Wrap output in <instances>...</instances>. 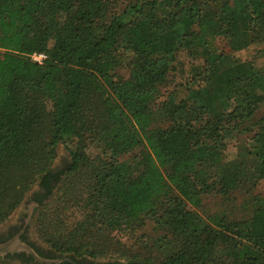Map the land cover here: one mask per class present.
Listing matches in <instances>:
<instances>
[{
  "label": "trees",
  "instance_id": "trees-1",
  "mask_svg": "<svg viewBox=\"0 0 264 264\" xmlns=\"http://www.w3.org/2000/svg\"><path fill=\"white\" fill-rule=\"evenodd\" d=\"M240 33L264 41V0H0V221L36 181L52 177L56 186L88 167L83 220L71 234L68 188L59 187L62 207L48 208V197L38 209L57 253L96 258L104 250L93 246L95 230L144 217L167 231L168 253L127 264H264L253 217L199 211L204 194L249 193L264 180V115L254 117L264 74L232 55ZM180 51L193 60L184 95L175 89L155 107ZM35 52L46 58L35 61ZM43 99L52 100V118L37 140ZM60 142L73 143L71 160L54 171ZM92 146L102 151L93 166ZM250 204L263 209L264 194Z\"/></svg>",
  "mask_w": 264,
  "mask_h": 264
},
{
  "label": "rangeland",
  "instance_id": "rangeland-1",
  "mask_svg": "<svg viewBox=\"0 0 264 264\" xmlns=\"http://www.w3.org/2000/svg\"><path fill=\"white\" fill-rule=\"evenodd\" d=\"M232 55L245 62L248 67H255L257 70L264 74V41L257 42L251 41L250 35L247 33H240L237 40L234 42V50ZM177 61L172 62L171 69L168 72L166 81L160 86L161 95L158 98L155 107H158L161 101L173 90L176 89L178 97L184 95V91L181 89L187 79L189 78L190 65L193 62L190 56L185 51H180L177 56ZM118 74L129 75L127 68H119ZM178 88V90H177ZM41 116L44 117L43 121L39 123L35 132L37 140L45 138L48 130V125L52 118V100L46 99L39 102ZM43 112L45 113L43 115ZM264 115V105H262L255 113V118ZM73 143L65 144L60 142L55 150V156L51 163V168L54 171H62L64 167L68 165L71 160L70 148ZM139 150H135L132 154L121 156V158H129L134 153H138ZM236 139L230 141L228 146L229 159L236 155ZM86 154L88 156V165L97 164L102 157V151L95 146L86 147ZM88 170V171H87ZM92 173L88 167L82 169L75 175H62V182L57 183L53 189L52 196H49L48 208H54L55 206L62 207L61 197L63 196V189L59 187L68 188L70 193V203L67 208H63L64 221L67 224L68 233L71 234L73 230L78 227V221L82 219L83 211H81L80 205L83 202V198L88 190L89 184H91ZM38 181H36L30 189L26 192L23 200L19 205L7 216L3 221H0V232L4 231L8 226L16 224L21 216V211L24 210L23 204L31 193L36 188ZM71 189L74 193L71 194ZM264 194V180L261 179L256 187L252 188L248 193L245 189H240L231 192L228 196H222L218 193H207L203 196V207L199 209L202 214L225 212L231 217L241 219L244 217H253V230L256 233H264V208L253 213V209L250 204V199L256 195ZM62 195V196H61ZM61 196V197H60ZM47 202V201H46ZM40 208V207H39ZM38 208V209H39ZM36 210L29 224V236L38 244L43 250L49 252H56L50 243L46 241L48 235L44 229L39 228L36 222V215L39 210ZM51 212V210H50ZM48 211V213L50 214ZM137 224L132 228L121 227L114 228L109 231L95 230L94 243L95 248H102L104 252L100 253L96 258L91 257L88 254L76 256L79 260L95 261L102 264H115L123 263L127 264L129 259L136 257L138 259L149 258L153 261H160L166 258L168 253V245L163 241L162 236L167 233L165 229L157 228L154 219L141 217ZM83 220V219H82ZM49 234V233H48ZM76 243L81 244L85 242V237L81 234H77ZM161 239V242L158 241ZM65 241V240H63ZM67 245V243H64ZM65 245V247H67ZM218 254L223 253L218 250ZM69 254V253H66ZM13 264H20L17 260L13 259ZM12 264V263H11Z\"/></svg>",
  "mask_w": 264,
  "mask_h": 264
},
{
  "label": "flooded vegetation",
  "instance_id": "flooded-vegetation-1",
  "mask_svg": "<svg viewBox=\"0 0 264 264\" xmlns=\"http://www.w3.org/2000/svg\"><path fill=\"white\" fill-rule=\"evenodd\" d=\"M54 180L52 177L48 178L45 183L39 182L33 191L28 195L25 204H23L24 210L21 211V216L18 223L8 226L4 231L0 232V241H6L12 238L14 235L19 234L20 238L27 243H30L33 248L43 257L47 258H57V257H69L73 261L62 260L58 263H48V264H102L95 261H84L78 260L71 254H60L57 252H52L48 250H43L38 244H36L29 236V224L35 213V211L41 206L42 203L46 202L48 197L51 195V191L54 189ZM17 260L20 264H47L39 263L34 259V257L29 253L24 251L16 252L14 254H8ZM74 262V263H73ZM123 264V263H115Z\"/></svg>",
  "mask_w": 264,
  "mask_h": 264
},
{
  "label": "water",
  "instance_id": "water-1",
  "mask_svg": "<svg viewBox=\"0 0 264 264\" xmlns=\"http://www.w3.org/2000/svg\"><path fill=\"white\" fill-rule=\"evenodd\" d=\"M20 251H24L28 254L30 253L39 263H58L62 260L73 261L69 257L47 258L41 256L30 243L22 240L19 234L14 235L12 238L6 241H0V257Z\"/></svg>",
  "mask_w": 264,
  "mask_h": 264
},
{
  "label": "built area",
  "instance_id": "built-area-1",
  "mask_svg": "<svg viewBox=\"0 0 264 264\" xmlns=\"http://www.w3.org/2000/svg\"><path fill=\"white\" fill-rule=\"evenodd\" d=\"M32 59H34L35 61L38 62H42L45 58H46V54L45 53H33L31 55Z\"/></svg>",
  "mask_w": 264,
  "mask_h": 264
}]
</instances>
